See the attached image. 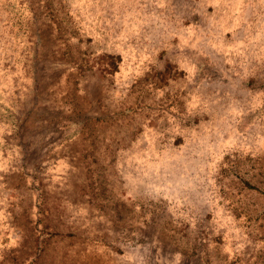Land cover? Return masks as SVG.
Here are the masks:
<instances>
[{"label":"rangeland","instance_id":"obj_1","mask_svg":"<svg viewBox=\"0 0 264 264\" xmlns=\"http://www.w3.org/2000/svg\"><path fill=\"white\" fill-rule=\"evenodd\" d=\"M0 264H264V0H0Z\"/></svg>","mask_w":264,"mask_h":264},{"label":"bare ground","instance_id":"obj_2","mask_svg":"<svg viewBox=\"0 0 264 264\" xmlns=\"http://www.w3.org/2000/svg\"><path fill=\"white\" fill-rule=\"evenodd\" d=\"M233 95V94H232ZM178 137V136H177ZM189 153V152H188ZM190 155V154H189ZM194 157H195V155H194ZM199 156H197V158H198ZM200 160V159H199ZM114 171V170H113ZM122 171H123V169H122ZM126 171V170H125ZM187 171V170H186ZM115 172V171H114ZM124 172V171H123ZM119 177V176H118ZM120 178V177H119ZM124 178V177H123ZM117 179V178H116ZM181 182V181H180ZM182 183V182H181ZM178 185V184H177ZM127 189V188H126ZM178 193V192H177ZM209 204V203H208ZM192 208V207H191ZM186 209V208H185ZM191 210V209H190ZM199 211V210H198ZM201 211V210H200ZM184 213H185V211H184ZM187 221V220H186ZM194 222V221H193Z\"/></svg>","mask_w":264,"mask_h":264}]
</instances>
